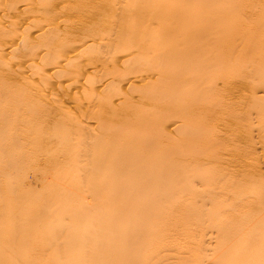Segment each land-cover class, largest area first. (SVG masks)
I'll return each mask as SVG.
<instances>
[{"label":"bare ground","instance_id":"bare-ground-1","mask_svg":"<svg viewBox=\"0 0 264 264\" xmlns=\"http://www.w3.org/2000/svg\"><path fill=\"white\" fill-rule=\"evenodd\" d=\"M216 1L0 0V136L21 145L10 149L16 167L47 150L46 168L35 169L54 178L36 175L45 184L37 191L71 194L80 208L69 213L92 220L48 233L37 245L49 252L42 264L74 250L62 264L158 263L168 245L172 264H264V176L250 161V120L264 118V6L231 0L239 18L226 26L232 14ZM31 76L43 82L31 87ZM22 81L31 89H11ZM102 209L120 214L98 223L92 213ZM9 234L0 235V264H25L12 247L25 234Z\"/></svg>","mask_w":264,"mask_h":264},{"label":"rangeland","instance_id":"rangeland-1","mask_svg":"<svg viewBox=\"0 0 264 264\" xmlns=\"http://www.w3.org/2000/svg\"><path fill=\"white\" fill-rule=\"evenodd\" d=\"M254 1V3L255 4H253V6H256V9H257V12H259V11H261L262 9H264V8H262L264 5V0H259V3H258V0H256V2H255V0H252V2ZM218 2V3H217ZM225 2V0H222L221 2H220V0H217L216 1V3H214V4H217V5H219L220 6V4H222V6H223V4H225L226 6L228 5V6H231V5H229V4H232V2H231V0L228 2V0H226V2ZM231 2V3H230ZM245 2H246V5L248 6L249 4L250 5H252L251 4V1L249 0H245ZM244 2V3H245ZM261 2V3H260ZM220 3V4H219ZM18 4H19V2H18ZM234 4H238L237 2H235L234 1ZM192 5V4H191ZM224 5V6H225ZM236 5H233L232 4V6H236ZM244 5V4H243ZM261 5V8H259V11H258V8L257 7H259ZM222 6H220L219 8H222ZM224 7V9H223V11L225 10V8H226V10L228 9V11L230 10V13L229 14H232V13H235V12H237V11H235L234 12V10L232 9V8H230L229 9V7L227 6V7ZM19 7V6H18ZM261 9V10H260ZM225 10V11H226ZM232 10H233V12H232ZM227 11V12H228ZM227 12H225V13H227ZM262 12H264V11H262ZM18 14H21L22 13V11H20V13H19V11L17 12ZM26 13V12H25ZM33 13V12H32ZM22 14H24V13H22ZM26 14H30V12H27ZM34 14V13H33ZM228 14V15H229ZM237 14V13H236ZM236 14H232V15H230L232 18L230 19H226L225 21L226 22H224L223 24H228L227 23V21L228 22H230L232 19V21H231V23H234L235 24V22H237V19L239 18V17H237L238 15H236ZM237 17H235V16ZM229 16V17H230ZM234 16V17H233ZM234 18H236V21L234 22ZM231 23H230V25H231ZM233 24V25H234ZM255 24V23H254ZM224 25V26H225ZM233 25H231V26H233ZM236 25V24H235ZM223 26V27H224ZM226 26H229V25H226ZM225 26V27H226ZM252 26L253 27H255L256 26V24H255V26L252 24ZM228 28V27H227ZM62 30V29H61ZM61 30L59 31V32H61ZM30 30H27V32H29ZM31 32V31H30ZM255 33V32H254ZM253 33V34H254ZM257 33H255L254 35H256ZM41 41H39V42H41V44H43V43H45L46 42V40H47V38L45 37V39L44 40H42V38L40 39ZM49 40H47V42H48ZM46 42V43H47ZM45 43V44H46ZM47 54V53H46ZM45 54V55H46ZM43 55L44 56V58L42 57V55L40 56L41 57V59H42V62H43V60L46 62V60H45V58H47L48 56L46 55ZM48 55H49V53H48ZM7 57H9V55H4V57H2V59L3 60H5V62H6V64H12L13 62H14V60H12L13 58H11V56L9 57V59L7 60ZM2 60V61H3ZM7 60V61H6ZM11 60V61H10ZM8 61H10V62H8ZM41 60L39 59V62H40ZM4 62V61H3ZM4 62V63H5ZM4 63H1L2 65L1 66H3V64ZM14 64V63H13ZM93 74V75H92ZM88 73V75L90 76V77H94L95 76V73L93 72V73ZM87 75V76H88ZM88 76V78H90ZM34 76H31L29 79L27 78L26 80L29 82V83H32V84H34V85H32V84H29L27 81H26V83H24L23 81L21 82V85L18 83V85H17V83H15L16 85V87H14V85L12 86V88L11 89H23L24 87V89H31V87L33 86V87H35V85L37 84V85H40L39 83L40 82H43V80H39L38 78H36V80H35V78H33ZM54 77H55V75H54ZM94 78H97V76H95ZM32 79H34V80H32ZM256 79H258V80H256ZM256 79H254V81L255 82H259V81H261L260 80V78H256ZM38 81V82H37ZM40 81V82H39ZM25 85H24V84ZM24 86H23V85ZM26 84H27V86H26ZM28 84L29 85H31V87L30 86H28ZM18 87V88H17ZM21 87V88H20ZM255 89V88H254ZM258 89V88H257ZM28 91V90H27ZM255 91V90H254ZM257 91V92H256ZM255 92H256V95H257V93H259V95L262 93L261 91H262V89H261V91L260 90H256ZM47 92V91H46ZM46 92L44 93L43 92V95L44 96H48L47 98L46 97H44L43 96V98H45V99H49V97L51 98V95H53L54 94V96L56 97V93L54 92V91H52L53 92V94H52V92L50 93L51 95L49 96L48 95V92H47V94H46ZM14 94H16L17 92H13ZM264 93V92H263ZM262 93V94H263ZM258 95V96H259ZM53 96V98H55ZM42 98V99H43ZM40 100L41 101V103H44V101H45V99L44 100ZM260 100V99H259ZM259 100H257V101H259ZM36 102V101H35ZM262 102V101H261ZM261 102H258L259 104V107H260V109H262V107H261V105L262 104H264V99H263V102L261 103ZM5 103L6 102H0V108L1 109H6V107H8V105L6 104L5 105ZM40 103V104H41ZM261 103V104H260ZM39 103H37V105H38ZM262 106H264V105H262ZM65 107V108H64ZM63 108V111L64 110H66V111H64V112H68V113H76L77 111V109L78 108H76L75 106V108L73 107V106H68V105H66V106H64ZM258 108V107H257ZM0 109V111H2ZM68 109H70V110H68ZM263 109H264V107H263ZM73 111V112H72ZM1 113V112H0ZM73 114V115H74ZM252 117H254V118H252L250 121H251V132H252V137H253V146H254V148H255V150H254V157H253V155H252V160L250 159V161L255 165H260V170H263L262 172L263 173H259L260 175L262 174L263 176H264V168H263V160H262V156H263V153H264V151H261V149L263 150V148H264V143H262V142H259V137H258V135H259V131H260V133H262V134H264L263 132H264V125H263V123H264V118H262L263 119V121L261 122V121H259L254 115L252 116ZM216 120V122H215V120ZM221 118H219V120H218V118H213L212 120H210L211 121V123L213 122H215L214 124H218L220 121H222L223 122V120L221 119ZM254 119H256V120H254ZM262 119H260V120H262ZM214 120V121H213ZM222 122H220L219 124H218V126L219 125H222L221 123ZM258 122V123H257ZM261 122V123H260ZM254 123V124H253ZM216 124V125H217ZM256 124V125H255ZM262 124V125H261ZM237 125V124H236ZM252 126H254V128L252 127ZM261 126H263L262 128V130H258V129H261L260 127ZM238 131L239 132H242L244 129H245V127L242 125V123L241 124H238ZM259 127V128H258ZM18 128V127H17ZM15 129L14 131L16 132V133H19V128L18 129ZM240 129H241V131H240ZM255 129V130H254ZM257 130V131H256ZM263 131V132H262ZM14 133V132H13ZM256 134V135H255ZM8 135V134H7ZM13 135V134H12ZM17 135V134H16ZM33 135H34V133H33ZM32 135V136H33ZM176 135V134H175ZM175 135H174V140H173V142L175 141H177L176 139H177V137H175ZM1 138H0V144H3V145H1L2 146V150H0V187H4V190H6V191H4V190H0V209L1 208H4V207H10V208H8V209H10V211H11V209H13V212L12 213H15V211H14V209H16L17 211H18V214H17V211H16V213H15V215H12V213L11 212H7V211H5V209H4V211L1 209L0 211V235L2 236V237H4V238H9L10 237V232L11 231H13V232H15V233H23V234H25V241H24V243H20V242H18V241H15V242H13L12 243V247H13V249H14V251H15V254L17 255V256H19V257H21L22 259H24V261H25V264H42V261L40 260V258H39V256L38 255H43L44 257H46V256H48V255H46L47 253H49L48 251H46V252H44V253H42V254H39L38 253V251H37V245L39 244V243H41L42 241H43V239H45L47 236H48V233H51L53 230H58V231H60V230H63V229H67L68 228V226H70V225H74V227H77V228H81L82 226H84V227H89V226H91V224H92V220L91 219H88V218H85V217H83V218H80V219H76L74 216H72V214H70L69 212H70V209H72V210H74V209H78V208H80L78 205H77V203L75 202V200L71 197L72 195L71 194H69V195H66L65 196V192H63L62 191V193H63V195L60 193V195H58V196H54L52 193H48V192H43L42 193V191L41 192H38L39 191V187H40V185H43V183H41V182H39L38 181V179L41 177V179H42V182L44 181V183L47 181V179L46 178H50L51 180L54 178V176H52V178H51V176L50 177H47V176H43L42 174H41V172H38L37 170H42L44 167L46 168V164H45V162H44V158L45 157H48L49 156V154H48V152H47V150H44V151H42L41 152V154L43 155V157H42V155L41 154H39V152H37L38 150L36 149V148H31L30 149V151L29 152H32L31 154L32 155H34L35 156V154L34 153H38L39 155L38 156H40V158H38L37 159V154H36V158H35V161L36 162H34V163H32V164H28V166H27V164H23V166L24 167H22L21 165H20V167H18V164H17V167L18 168H20V169H17V167H16V164L14 163V162H16V161H19L20 160V158H18V153H13V156H11V155H9V154H11V150H13L12 152H14V149H16L17 147L20 149V147H21V145H17L18 143H16V142H14L13 144L14 145H11V143L12 142H10L8 139H6L7 138V136L6 137H2V136H0ZM258 137V138H257ZM15 138V136L13 135V139ZM257 139V140H256ZM5 140V141H4ZM8 140V141H7ZM4 141V142H3ZM255 141V142H254ZM6 142V143H5ZM9 142V143H8ZM17 142H19V141H17ZM258 142V143H257ZM16 143V144H15ZM24 144L25 146H26V148H24V145H23V149L22 150H29L28 148H29V146H30V144L29 145H27V144H25L24 142H22V141H20V144ZM262 143V144H261ZM6 145V147H4ZM9 145V146H8ZM11 145V146H10ZM17 146V147H16ZM13 147V148H12ZM28 147V148H27ZM31 147V146H30ZM5 148V149H4ZM7 148V149H6ZM16 149V151L18 152L19 151V153L21 152L19 149ZM47 148V147H46ZM46 148H44L43 147V149H46ZM11 149V150H10ZM34 149H36V152H34ZM47 149H49V147L47 148ZM4 150H6V151H4ZM8 150V151H7ZM32 150V151H31ZM41 150H42V148H41ZM50 150L51 149H49V152H50ZM2 151V152H1ZM10 151V152H9ZM15 151V152H16ZM47 152V154L45 153H43V152ZM52 152H50V153H53V150H51ZM4 154H5V156H4ZM14 154H16V157L14 158ZM8 155V156H7ZM46 155V156H45ZM257 155V156H256ZM2 156V157H1ZM5 157V158H4ZM14 158V160H16V161H14L13 160V158ZM42 158V159H41ZM4 159H6V160H4ZM17 159H19V160H17ZM3 160V161H2ZM11 160H12V164H10V162H11ZM8 161H10V162H8ZM14 161V162H13ZM262 161V162H261ZM3 163V164H2ZM4 163H6V165L4 164ZM8 163L10 164V165H8ZM17 163V162H16ZM35 164V165H34ZM39 164V165H38ZM5 165V166H4ZM25 165H26V167H25ZM11 167L10 169L8 168V167ZM12 166H15V169H14V167L12 168ZM32 166H35L34 167V170L32 171V169H33V167ZM40 166V167H39ZM42 166V167H41ZM258 166H256V169H257V167ZM3 167V168H2ZM6 167H7V169H6ZM2 168V169H1ZM24 168V169H23ZM28 168V169H27ZM32 168V169H31ZM37 170H36V169ZM44 168V169H45ZM263 168V169H262ZM258 169H259V167H258ZM4 170V171H3ZM15 170V171H14ZM27 170V171H26ZM29 170H31V171H29ZM37 171V172H36ZM7 174H6V173ZM11 172H15L14 174L13 173H11ZM17 172V173H16ZM22 172V173H21ZM2 173V174H1ZM34 173V174H33ZM6 175L5 177H3V175ZM9 174V175H8ZM15 174L17 175V177L15 176ZM20 174V175H19ZM23 174H24V176H23ZM22 175V176H21ZM36 175H37V178H35L36 177ZM261 175V176H262ZM2 176V177H1ZM18 176H20V178L18 177ZM263 176H262V178H263ZM23 177V178H22ZM34 178V179H33ZM22 179H23V181H22ZM26 179V180H25ZM41 179H39V180H41ZM46 179V180H45ZM49 179V180H50ZM3 180V181H2ZM18 180V181H17ZM21 182H20V181ZM37 180V181H36ZM26 181V182H25ZM63 181V183L62 184H64V183H66V185L68 186V187H70V185H69V182H71L70 181V179H68V181H66V180H62ZM4 182H6L5 183V185H3L4 184ZM18 182V183H17ZM40 184H38V183ZM68 182V183H67ZM12 183H14V184H12V187L13 186H15V185H20L21 187H19V186H16V188L14 189V188H11V189H9L10 187H11V184ZM22 185H21V184ZM35 183V184H34ZM47 183H49V182H46V184ZM29 184V185H28ZM10 185V187H8ZM38 185V186H37ZM45 185V184H44ZM43 185V186H44ZM264 185V184H263ZM7 186V187H6ZM29 186V188H32V189H30L31 191L35 188V192H34V190H33V192H29V193H23L22 192V190L24 191V189L26 188V187H28ZM31 186H33V187H31ZM64 186H65V184H64ZM66 186V187H67ZM6 187V188H5ZM23 187H25V188H23ZM17 188H18V190H17ZM20 188L22 189L21 191H19L20 190ZM37 188H38V191H37ZM253 188V187H252ZM2 189V188H1ZM9 189V190H8ZM254 189V188H253ZM8 190V191H7ZM11 190V191H10ZM15 190V191H14ZM10 191V192H9ZM258 191V190H257ZM261 191H262V189H261ZM88 191H85L84 193H82V194H84V196L83 197H85V198H89V193H87ZM263 193H264V191H263ZM56 195H57V193H56ZM71 195V196H70ZM49 198V201L46 203V209H42V207H41V203L42 202H44L45 200L44 199H48ZM8 209H6V210H8ZM163 210H164V212L165 211H167L168 212V208L166 207V208H162ZM161 209V210H162ZM42 210H43V214L41 213L42 212ZM160 210V211H161ZM9 211V210H8ZM5 212V213H4ZM162 212V211H161ZM41 213V215H40V220L38 219V217H37V215L39 216V214ZM107 214H109V215H111V217L112 216H114V215H118V214H120V212L119 211H112V210H108V209H102V210H97V211H95L94 213H92V219H94L96 222H98V223H100L101 221H100V219H102V218H104V217H107L106 215ZM15 216V217H11V216ZM17 215V216H16ZM35 216V218H33ZM37 217V218H36ZM33 220H32V219ZM34 219H36V220H34ZM14 223H12V222ZM13 224V226L11 225V224ZM146 223V222H145ZM110 224L112 225V226H117V227H120V226H122V222H120V221H117V220H112L111 222H110ZM11 227L13 228V230L11 229ZM98 240V239H97ZM180 240V239H179ZM178 240V241H179ZM174 241H177V239H175V240H169L168 242H169V244H171L172 242L174 243ZM181 241H183V240H181ZM242 242V241H241ZM172 245H175V243L174 244H172ZM166 247V249L165 250H163L164 248ZM162 250H160V252L157 254V257H160L159 259H162V260H157L158 261V263L157 262H155L156 264H161V263H163L164 264V262L166 261L167 263H169V261L171 262V260H173V259H171L172 257L170 256V252H171V248H170V245H168V246H165ZM1 249V248H0ZM162 251V252H161ZM167 251V252H166ZM170 251V252H169ZM81 253V252H80ZM164 253H166V256L165 255H163ZM77 255V254H79V252H77L76 250H74V251H71L70 252V255H64L61 259H60V264H62V263H64L69 257H72L73 255ZM149 253H147V255H148ZM160 254H162L163 255V257H161L162 255H160ZM171 254H172V252H171ZM151 257H153L154 256V254L152 253V255H150ZM173 256V255H172ZM201 256V255H200ZM107 257V256H106ZM167 258L166 260H163V258ZM202 257H204V255L202 256ZM164 258V259H165ZM205 259V258H204ZM160 261V262H159ZM147 264H150V262L148 263V262H146ZM152 263H154L153 261L151 262V264ZM154 263V264H155ZM145 264V263H144ZM166 264V263H165ZM169 264H172V263H169Z\"/></svg>","mask_w":264,"mask_h":264}]
</instances>
